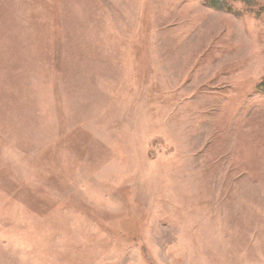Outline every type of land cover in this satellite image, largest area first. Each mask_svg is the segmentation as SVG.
Returning a JSON list of instances; mask_svg holds the SVG:
<instances>
[{
    "label": "rangeland",
    "instance_id": "1",
    "mask_svg": "<svg viewBox=\"0 0 264 264\" xmlns=\"http://www.w3.org/2000/svg\"><path fill=\"white\" fill-rule=\"evenodd\" d=\"M264 0H0V264H264Z\"/></svg>",
    "mask_w": 264,
    "mask_h": 264
},
{
    "label": "trees",
    "instance_id": "2",
    "mask_svg": "<svg viewBox=\"0 0 264 264\" xmlns=\"http://www.w3.org/2000/svg\"><path fill=\"white\" fill-rule=\"evenodd\" d=\"M262 84L259 85V90L264 91V81L261 82Z\"/></svg>",
    "mask_w": 264,
    "mask_h": 264
}]
</instances>
